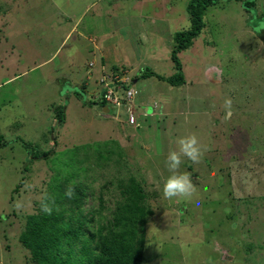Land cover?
I'll use <instances>...</instances> for the list:
<instances>
[{"label": "rangeland", "instance_id": "374dc122", "mask_svg": "<svg viewBox=\"0 0 264 264\" xmlns=\"http://www.w3.org/2000/svg\"><path fill=\"white\" fill-rule=\"evenodd\" d=\"M139 1L0 0V136L10 143L0 149V264H37L21 236L57 186L84 187L83 213L105 225L121 200L118 185L129 176L143 187L154 213L145 226L142 264H264V0H247L254 3L249 12L235 0L207 10L201 35L178 55L183 86L133 81L138 96L148 98L140 100L167 103L165 112L155 103L146 115L135 99L137 119L159 116L151 122V139L123 113L109 116L82 101L100 99L102 51L120 46L122 53H135L124 31L146 27L154 11L170 19L147 45L155 63L148 58L130 70L106 58L105 73L118 68L111 73L132 80L147 66L164 78L177 73L167 52L176 33L190 28L189 0H146L145 7ZM118 56L109 60L120 63ZM58 104L66 108L60 127L52 110ZM52 127L56 153L28 164L21 141L49 150ZM193 133L203 156L198 163L182 157L179 171L191 174L196 194L190 201L164 199L169 150Z\"/></svg>", "mask_w": 264, "mask_h": 264}, {"label": "trees", "instance_id": "16d2710c", "mask_svg": "<svg viewBox=\"0 0 264 264\" xmlns=\"http://www.w3.org/2000/svg\"><path fill=\"white\" fill-rule=\"evenodd\" d=\"M233 0H189L187 12L191 22L188 30L176 33L173 39L171 60L177 73L164 78L150 68H145L141 79L152 77L169 83L171 86L185 84L183 66L179 54L190 49L194 40L198 38L205 28L204 16L208 8L220 2ZM247 11L254 3L247 0H235ZM249 12V11H247ZM264 41V31L259 34ZM113 68V71H118ZM78 97L80 93L75 92ZM104 91H99V101H88L82 97L84 107L107 105L103 99ZM56 126H63L66 120V108L60 104L52 107ZM57 127H52L50 133L49 150L38 149L34 144L21 141L23 147L29 151L28 164L50 159L58 146ZM19 140V139H18ZM10 145L0 136V149ZM21 184H18L17 190ZM69 186L74 188L71 199L65 196ZM52 194V200L46 201L52 207L51 214L41 211L37 216H31L26 231L21 236L23 245L31 252L37 264H142L145 242V226L153 210L147 204V195L137 180L129 176L118 185L121 200L116 203L112 218L107 224L95 216L89 218L83 213L88 195L81 185H59ZM54 202V203H53ZM100 208L103 201H100ZM100 212V211H99ZM99 212H97L99 214ZM89 215V214H88ZM96 224H100L97 226Z\"/></svg>", "mask_w": 264, "mask_h": 264}, {"label": "crops", "instance_id": "0c3cea01", "mask_svg": "<svg viewBox=\"0 0 264 264\" xmlns=\"http://www.w3.org/2000/svg\"><path fill=\"white\" fill-rule=\"evenodd\" d=\"M222 2H224V1H222ZM138 3L142 4L143 7H145L147 5L146 0H140ZM241 7H242V5H241ZM137 17H139L140 19H142L144 16L141 15V16H137ZM137 17H136V19L139 20V18H137ZM146 17L148 19H151V20H148V19L146 20L147 21L146 27H144V28L142 27V29L134 30L135 32H133V30L124 31L126 34L124 35V37H122L124 41H127V42L129 41L128 43H131L130 46H131V48L133 50L134 49H136V50L142 49V50H144V51L146 50V51L145 52L143 51V52H141L139 54V53H137L136 50H134L135 53L132 52L133 54L131 55L130 53L129 54L126 53V50L127 49H125V53H122V50H121V47L120 46L114 47V49H113L114 51H111V52L102 51V53L100 54V57H101L100 58V62L99 63L97 62V66H100L101 67V72H102L101 74H103V73L106 72L105 67L107 65L105 66L104 59H106V58L107 59L108 58L109 59H114V57H117L118 55H119L118 56L119 59L122 60V61H120V63H119L118 60H109L108 59V61L106 62V64H111L113 66H115V65L117 66V65H120L121 64L124 67L130 68V70L131 69L133 70L135 68V66H139V64H141V62H146L148 58H149L148 59L149 62H151L152 64L155 63V61L157 60V56L155 54H152L151 52L150 53H147V49H148L147 48V45L148 44H151V41H153V39H154L155 33H158L159 30H160V32L163 30V27L162 26H166L167 27V25L169 24V22L167 20H170V19H168V18L167 19H163L162 17L160 18L159 16H157V14H156L155 11L152 12V14L150 13V16H146ZM204 19H205V16H204ZM76 25H74V27L72 28L71 32L74 31V30H76V27H77ZM154 31H156V32H154ZM161 39L163 40L162 37H161ZM90 40H92V39L90 38ZM63 42H65V39H64ZM93 43L97 47V43L95 41H93ZM164 43H165V46L168 48L169 45L172 44V41L171 40L169 41V39H166V40H164ZM169 50L170 51L167 52V54H168L167 56H169V58L171 60V48ZM118 52H119V54H118ZM135 63H137V64H135ZM146 63H148V62H146ZM95 66H96V63H93V67H95ZM146 68H148V66ZM112 69L113 68L109 69L110 73L112 72ZM144 70H145V68H144ZM153 72H155V71H153ZM136 76H138V74H135V76H134L135 78H134L133 81H134L135 84L138 82V79H139V77L137 78ZM63 78L65 79V77H63ZM152 78H155V77H152ZM59 80H60V78H59ZM82 87L84 88V90H85V87H86V89H88V83H85V85L82 86ZM134 89H135V87H134ZM61 91H62V89H59L57 95H61ZM99 91H100V88H99ZM135 91H136L135 94L137 93L136 94L137 104H138V106H140V104L142 105L141 108H143V110L145 111L144 114L149 115L150 113H153L156 109L155 108H152V107L154 106L155 103L158 104L157 100L153 102V105L152 104L150 105V103H147L145 101H142V100H140L138 98V97H140V95H142L141 97H145V99H148L145 94L142 93V94H139V96H138V92H137L136 89H135ZM166 104L167 103H165L164 101H163V104L162 103H159L158 104V107H160V108H158V110H159L158 112L160 114H161V112L163 113V112L166 111L165 108H164L166 106ZM102 109H105L106 110V112H105L106 115L111 116L110 114L114 115V114H121V113H123V114H121V117L122 116H125L124 118L125 119L127 118V114L125 112L124 107H122V108H115L113 106L106 105L105 107H102ZM113 111H115V112H113ZM158 117H159L158 115H153V116H144L142 118L141 117L138 118L139 130H143V128L144 129H147L148 131L146 132V136H147L148 139H151V136H152L151 135V132L149 131L150 126H151V122H153ZM142 121L148 123L147 124L148 128L145 125H142L141 124ZM116 126H118V125H115L114 127L116 128ZM117 129H118V127H117ZM139 133H140V131H139Z\"/></svg>", "mask_w": 264, "mask_h": 264}, {"label": "clouds", "instance_id": "9594fccd", "mask_svg": "<svg viewBox=\"0 0 264 264\" xmlns=\"http://www.w3.org/2000/svg\"><path fill=\"white\" fill-rule=\"evenodd\" d=\"M231 103L230 98L225 99L226 108H230ZM176 144L177 147L169 150L168 156L165 160V166L170 175L164 179L161 192L163 198L167 200L185 199L190 201L196 194V186L193 183L190 173L179 171L182 157H187L194 163H198L203 156V151L199 146L198 138L194 133L179 137ZM73 192L74 188L69 186L65 191V196L71 199ZM47 199V196H45V200ZM41 210L50 215L52 207L47 203H42Z\"/></svg>", "mask_w": 264, "mask_h": 264}, {"label": "built area", "instance_id": "2783aa9c", "mask_svg": "<svg viewBox=\"0 0 264 264\" xmlns=\"http://www.w3.org/2000/svg\"><path fill=\"white\" fill-rule=\"evenodd\" d=\"M104 91L103 99L107 105L115 108L124 107L127 114V122L135 126L138 123L135 110L136 94L133 88V80L122 73H104L99 81Z\"/></svg>", "mask_w": 264, "mask_h": 264}]
</instances>
